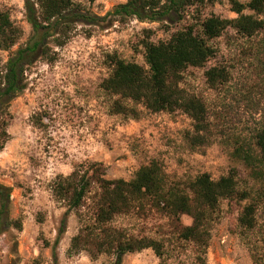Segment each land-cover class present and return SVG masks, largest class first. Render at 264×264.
Wrapping results in <instances>:
<instances>
[{
	"label": "rangeland",
	"instance_id": "rangeland-1",
	"mask_svg": "<svg viewBox=\"0 0 264 264\" xmlns=\"http://www.w3.org/2000/svg\"><path fill=\"white\" fill-rule=\"evenodd\" d=\"M126 0H73L83 12L103 16ZM246 2L248 0H239ZM0 10L9 13L20 29L16 42L0 49V64L26 44L32 30L26 20L23 0H0ZM248 12L247 10L244 11ZM192 14V9H190ZM200 17L231 18L228 0H205ZM195 11L176 23L129 19L113 21L110 15L97 25L72 24L61 45L54 36L45 40L44 55L26 65L25 88L8 104L9 134L0 150V184L9 188L8 225L0 233V264H111L113 258L100 254L91 260L85 250L68 254L70 237L78 228L77 217L69 214L64 233L55 246L63 207L53 199L50 186L55 176L67 175L76 164L97 161L104 177H133L139 166L155 159L169 184L185 188L197 175L207 172L212 179L235 170L236 188L247 197L221 199L208 218L209 239L204 264H264V165L247 164L232 155L243 144L256 157L253 134L260 124L264 105V30L240 36L227 27L209 41L214 55L201 67H188L182 86L200 96L207 106L209 140L191 146L186 136L192 130L187 114L142 110L139 118H126L108 111L110 97L99 87L108 74L106 54L115 52L127 61L144 65L143 40H166L182 28ZM212 66L228 71V81L209 88L204 71ZM140 108V106H138ZM255 206L254 227L242 230L237 216L242 206ZM183 225L192 219L181 214ZM112 225L134 235H146L162 243L159 258L152 249L126 253L121 264H194L197 249L176 235L167 217L152 212L115 216Z\"/></svg>",
	"mask_w": 264,
	"mask_h": 264
},
{
	"label": "trees",
	"instance_id": "trees-1",
	"mask_svg": "<svg viewBox=\"0 0 264 264\" xmlns=\"http://www.w3.org/2000/svg\"><path fill=\"white\" fill-rule=\"evenodd\" d=\"M228 2L236 14L231 18L217 15L201 18L200 8L205 0H126L107 12L105 15L119 23L133 18L162 22L164 26L189 17L194 11L197 15L182 28L171 32L166 40H143L144 65L124 60L115 52L106 54L110 70L99 87L110 97L108 111L137 119L142 110H179L192 121V130L186 136L188 143L191 146L206 143L210 134L207 106L200 96L182 86L184 71L188 67L203 66L214 55L215 48L209 41L220 36L227 27L244 37L264 30V0ZM23 5L32 35L24 46L17 48L3 65L0 64V150L9 137L6 131L9 101L25 88L23 73L26 65L46 53L45 40L54 36L55 43L61 45L73 23L80 21L97 25L105 17L81 11L73 0H23ZM19 35L20 29L12 22L9 13L0 10V49H9ZM204 76L209 88H216L229 78L228 71L218 66L207 68ZM259 110L260 124L252 136L258 155L255 157L242 143L232 153L247 164L256 160L257 166L264 165V105ZM104 171L101 162L83 161L67 175L59 174L52 181L53 199L64 208L52 244L54 259L55 246L71 213L77 217L78 228L70 237L68 254L85 250L91 260L106 254L113 258L111 264H121L124 254L150 248L160 258L163 251L159 240L134 235L112 225L118 215L140 217L154 212L168 218L179 238L195 245L198 253L194 264H204L209 239L208 218L216 212L221 199L237 198L238 195L244 199L248 196L246 192L239 194L234 169L218 179H212L203 172L185 188L169 184L155 159L139 166L128 180L105 178ZM9 195V188L0 184V233L11 224L20 228L19 222L7 216ZM254 212L252 202L242 206L237 216V224L242 230L254 227ZM181 214L190 216L191 223L183 225L179 220ZM250 256L256 264L252 251Z\"/></svg>",
	"mask_w": 264,
	"mask_h": 264
}]
</instances>
